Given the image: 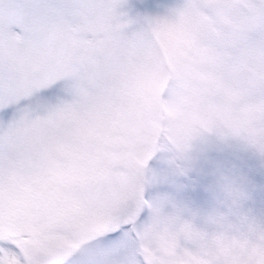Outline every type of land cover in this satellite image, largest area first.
Returning <instances> with one entry per match:
<instances>
[{"label":"rangeland","instance_id":"rangeland-1","mask_svg":"<svg viewBox=\"0 0 264 264\" xmlns=\"http://www.w3.org/2000/svg\"><path fill=\"white\" fill-rule=\"evenodd\" d=\"M218 2L0 0V264H76L148 206L160 162L214 165L264 219V98L195 49Z\"/></svg>","mask_w":264,"mask_h":264},{"label":"snow or ice","instance_id":"snow-or-ice-1","mask_svg":"<svg viewBox=\"0 0 264 264\" xmlns=\"http://www.w3.org/2000/svg\"><path fill=\"white\" fill-rule=\"evenodd\" d=\"M210 19L215 34L195 49L214 58L211 75L222 78L226 89L264 98V0H219ZM190 65L191 57L182 67ZM255 154L264 167V147ZM213 168L194 173L190 162L181 173L156 164L162 182L146 192L148 206L76 264H261L256 253L264 254V219L241 214L244 194ZM209 199L217 205L212 212L192 210ZM234 214L238 224L229 219ZM196 219L207 227L198 228Z\"/></svg>","mask_w":264,"mask_h":264}]
</instances>
